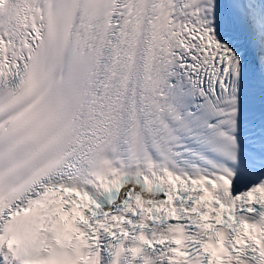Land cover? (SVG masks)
Instances as JSON below:
<instances>
[{
	"label": "snow or ice",
	"instance_id": "6c2138e0",
	"mask_svg": "<svg viewBox=\"0 0 264 264\" xmlns=\"http://www.w3.org/2000/svg\"><path fill=\"white\" fill-rule=\"evenodd\" d=\"M0 264H264V0H0Z\"/></svg>",
	"mask_w": 264,
	"mask_h": 264
}]
</instances>
